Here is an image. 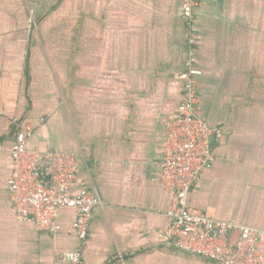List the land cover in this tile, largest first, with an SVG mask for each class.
I'll return each instance as SVG.
<instances>
[{
  "label": "crops",
  "instance_id": "0c3cea01",
  "mask_svg": "<svg viewBox=\"0 0 264 264\" xmlns=\"http://www.w3.org/2000/svg\"><path fill=\"white\" fill-rule=\"evenodd\" d=\"M197 116L220 127L189 207L264 230V0L195 10ZM181 0H0V112L30 123L27 148L71 153V193L91 191L86 264H213L167 248L170 198L155 182L187 58ZM0 118V264H66L75 211L55 234L10 205L13 127ZM40 119H44L40 122Z\"/></svg>",
  "mask_w": 264,
  "mask_h": 264
},
{
  "label": "built area",
  "instance_id": "2783aa9c",
  "mask_svg": "<svg viewBox=\"0 0 264 264\" xmlns=\"http://www.w3.org/2000/svg\"><path fill=\"white\" fill-rule=\"evenodd\" d=\"M205 0H181L182 19L187 30V58L177 75L183 82L182 98L175 118L164 120L165 142L155 182L170 198L166 212L170 225L165 231L166 246L174 252L204 259L213 264H264V230L236 221H222L187 205L188 193L214 161L212 148L222 137L220 127H209L196 114L198 104L195 67L197 37L195 10ZM0 118L7 119L0 112ZM13 127L10 150V205L19 222H32L38 231L55 234L61 208L73 209V232L80 245L65 252L66 264H86L81 247L89 231L93 209L101 201L91 191L71 193L77 159L71 153H43L26 147L32 133L30 123L7 119ZM44 119H40L43 122Z\"/></svg>",
  "mask_w": 264,
  "mask_h": 264
}]
</instances>
